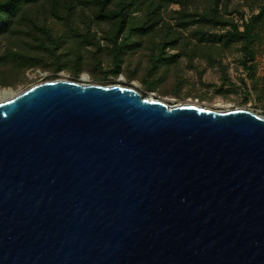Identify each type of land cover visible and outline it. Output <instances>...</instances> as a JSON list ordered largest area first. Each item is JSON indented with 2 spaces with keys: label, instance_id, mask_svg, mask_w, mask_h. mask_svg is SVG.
Masks as SVG:
<instances>
[{
  "label": "water",
  "instance_id": "95a60500",
  "mask_svg": "<svg viewBox=\"0 0 264 264\" xmlns=\"http://www.w3.org/2000/svg\"><path fill=\"white\" fill-rule=\"evenodd\" d=\"M0 264H264V116L66 79L0 100Z\"/></svg>",
  "mask_w": 264,
  "mask_h": 264
},
{
  "label": "trees",
  "instance_id": "16d2710c",
  "mask_svg": "<svg viewBox=\"0 0 264 264\" xmlns=\"http://www.w3.org/2000/svg\"><path fill=\"white\" fill-rule=\"evenodd\" d=\"M261 51L264 0H0V88L27 72L52 81L65 71L71 81L86 73L103 86L123 75L122 86L140 82L143 98L156 92L184 100L194 87L182 60L189 68L218 67L228 83L227 53H239L251 75ZM258 83L252 79L260 98Z\"/></svg>",
  "mask_w": 264,
  "mask_h": 264
},
{
  "label": "rangeland",
  "instance_id": "374dc122",
  "mask_svg": "<svg viewBox=\"0 0 264 264\" xmlns=\"http://www.w3.org/2000/svg\"><path fill=\"white\" fill-rule=\"evenodd\" d=\"M242 2V0H234V3ZM246 17L248 16L246 7H243ZM176 54L175 51L171 52ZM223 64L226 66V74L229 78L228 83H221V73L218 67H205V62L201 63L199 69L189 68L182 60V75L187 78L189 83L193 85L192 94L180 100L168 96H160L156 92L148 93L147 98L162 101L168 105L176 104H194L212 110H230L235 108H242L251 111L257 115L264 116V91L258 98L252 87V79L258 80L257 90H260L261 85L264 84V51L259 52L254 60L255 68L253 73H249L242 67L240 63L239 53L229 52L223 58ZM205 68L199 79V70ZM60 79L70 80V75L62 71L58 73ZM46 74L43 72H27L24 75L23 81L14 87H7L13 94L24 91L30 86L43 82ZM251 76V77H250ZM34 80L32 83H25V81ZM81 84H95L88 74L82 73L76 80ZM114 85H125L126 81L123 75H119L115 79ZM129 87L142 92V87L139 81L134 80L129 82ZM3 89V88H0ZM198 96H202L200 100Z\"/></svg>",
  "mask_w": 264,
  "mask_h": 264
},
{
  "label": "bare ground",
  "instance_id": "6f19581e",
  "mask_svg": "<svg viewBox=\"0 0 264 264\" xmlns=\"http://www.w3.org/2000/svg\"><path fill=\"white\" fill-rule=\"evenodd\" d=\"M11 95H13V93H11L9 90L7 89H0V100H4L9 98Z\"/></svg>",
  "mask_w": 264,
  "mask_h": 264
}]
</instances>
